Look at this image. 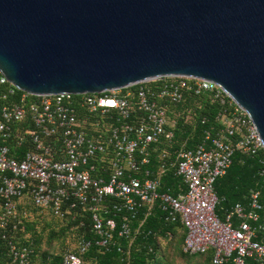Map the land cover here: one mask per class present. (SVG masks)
Wrapping results in <instances>:
<instances>
[{
	"label": "built area",
	"instance_id": "2783aa9c",
	"mask_svg": "<svg viewBox=\"0 0 264 264\" xmlns=\"http://www.w3.org/2000/svg\"><path fill=\"white\" fill-rule=\"evenodd\" d=\"M0 84L6 86L0 94V240L13 264L31 263L32 249L15 241L26 193L39 212L89 227L91 237L78 235L61 264H96L111 246L118 256L110 264H129L151 216L166 226L165 239L171 224L184 228L186 253L210 251L213 264H264V144L248 113L219 85L176 75L98 93L19 95L1 71ZM189 95L217 106L213 124L191 147L174 140L181 115L175 106ZM27 119L32 127L24 125ZM24 136L32 147L12 152ZM235 152L258 157L260 181L220 215L214 183Z\"/></svg>",
	"mask_w": 264,
	"mask_h": 264
},
{
	"label": "water",
	"instance_id": "95a60500",
	"mask_svg": "<svg viewBox=\"0 0 264 264\" xmlns=\"http://www.w3.org/2000/svg\"><path fill=\"white\" fill-rule=\"evenodd\" d=\"M0 71L32 95L202 78L264 144V0H0Z\"/></svg>",
	"mask_w": 264,
	"mask_h": 264
},
{
	"label": "trees",
	"instance_id": "16d2710c",
	"mask_svg": "<svg viewBox=\"0 0 264 264\" xmlns=\"http://www.w3.org/2000/svg\"><path fill=\"white\" fill-rule=\"evenodd\" d=\"M134 87L132 86L131 89ZM6 90L4 84H0V94ZM17 94L23 93V91L16 89ZM29 97H32L29 95ZM200 104L199 107H195V104ZM216 104H210L206 102L203 95L193 96L189 95L185 102L176 104L175 110L180 112L181 115L176 116L177 126L175 129V138L174 140L177 143L186 140L187 147H191L196 142H198L203 130L209 127L214 122V112L216 110ZM204 119V122L202 120ZM24 125L32 127L33 124L30 120H26ZM17 140L16 133L13 134L11 139L8 141L10 145L15 144ZM7 142V143H8ZM1 143V141H0ZM19 147L12 149V152H23L32 147L29 136H24V140ZM258 157L245 155L241 152H235L232 156L231 165L226 170L225 174L218 177L214 183V188L218 198L220 199L217 206V211L220 215L223 214L224 209L230 208L235 202L245 201L248 190L251 187L256 186V182L260 181L257 176L256 169L258 166ZM166 181L173 184L174 179L165 178ZM261 185L264 188V182L260 181ZM172 193H175V190L172 189ZM1 204V197H0ZM30 206L35 208L30 203V197L28 193L24 195L20 204L18 205V216L22 219L21 226L19 225L15 241L18 245H26L32 249L31 263L35 261L37 249H38V237L37 234L32 231L31 238H24L23 233H26L32 230L33 223L26 221V216L22 215V212L25 210L23 205ZM222 207L223 209H221ZM36 209V208H35ZM51 214V213H50ZM51 216L60 219L65 222L66 227L73 230L78 235H83L84 237H91L89 232V227L77 226V221L69 222L65 219L59 218L51 214ZM22 227V228H20ZM171 231V237L167 241H171L176 238L183 240L184 237V228L180 224H171L167 227ZM143 233L136 237L132 245V254L131 261L129 264H159L160 256L158 251L160 249V240L163 239L164 231L166 226H164L157 217L151 216L147 219L143 226ZM161 236V237H160ZM95 246L92 247L91 251H94ZM90 251V252H91ZM62 252L58 253H48L43 252V262L42 264H61ZM186 253V252H184ZM189 254V253H187ZM191 257L197 258L200 261H204L206 264H213L211 262V252L190 254ZM118 256L117 248L111 246L109 250L100 253L97 255L96 264H110ZM0 264H13L6 242L0 240Z\"/></svg>",
	"mask_w": 264,
	"mask_h": 264
},
{
	"label": "rangeland",
	"instance_id": "374dc122",
	"mask_svg": "<svg viewBox=\"0 0 264 264\" xmlns=\"http://www.w3.org/2000/svg\"><path fill=\"white\" fill-rule=\"evenodd\" d=\"M26 210V221L33 223L32 230L23 233L24 238H31V232L37 234L39 243L33 264H42L43 252L58 253L75 244L76 234L66 227L65 222L51 216L49 212H39L37 209L23 205ZM182 239L160 240L159 264H206L190 254L184 253Z\"/></svg>",
	"mask_w": 264,
	"mask_h": 264
}]
</instances>
